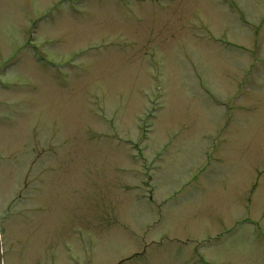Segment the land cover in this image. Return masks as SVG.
Instances as JSON below:
<instances>
[{"label":"rangeland","instance_id":"obj_1","mask_svg":"<svg viewBox=\"0 0 264 264\" xmlns=\"http://www.w3.org/2000/svg\"><path fill=\"white\" fill-rule=\"evenodd\" d=\"M5 264H264V0H0Z\"/></svg>","mask_w":264,"mask_h":264},{"label":"water","instance_id":"obj_2","mask_svg":"<svg viewBox=\"0 0 264 264\" xmlns=\"http://www.w3.org/2000/svg\"><path fill=\"white\" fill-rule=\"evenodd\" d=\"M0 264H4V256H3V244L0 235Z\"/></svg>","mask_w":264,"mask_h":264}]
</instances>
